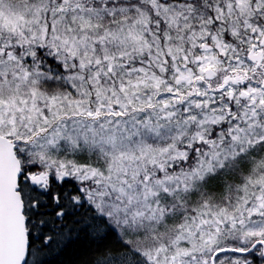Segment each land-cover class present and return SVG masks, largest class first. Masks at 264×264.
<instances>
[{
	"label": "snow or ice",
	"instance_id": "obj_1",
	"mask_svg": "<svg viewBox=\"0 0 264 264\" xmlns=\"http://www.w3.org/2000/svg\"><path fill=\"white\" fill-rule=\"evenodd\" d=\"M0 264H264V0H0Z\"/></svg>",
	"mask_w": 264,
	"mask_h": 264
}]
</instances>
